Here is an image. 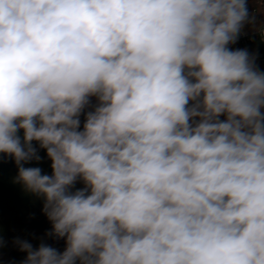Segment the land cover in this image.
Returning <instances> with one entry per match:
<instances>
[{
	"label": "clouds",
	"instance_id": "9594fccd",
	"mask_svg": "<svg viewBox=\"0 0 264 264\" xmlns=\"http://www.w3.org/2000/svg\"><path fill=\"white\" fill-rule=\"evenodd\" d=\"M249 22L246 0H0V153L66 237L17 240L22 264H264V72L228 47Z\"/></svg>",
	"mask_w": 264,
	"mask_h": 264
},
{
	"label": "trees",
	"instance_id": "16d2710c",
	"mask_svg": "<svg viewBox=\"0 0 264 264\" xmlns=\"http://www.w3.org/2000/svg\"><path fill=\"white\" fill-rule=\"evenodd\" d=\"M246 3L250 22L245 24L240 36L264 26V0H246ZM97 105V97H90L89 105L79 117V130H83L86 113L93 111ZM220 119L224 120L226 116L221 115ZM18 134L22 139L23 130H20ZM32 144L41 159L30 161L24 166L39 167L42 174L51 175L52 161L47 156L46 149L40 148L37 141H33ZM17 175L18 168L14 159L0 153V264H22L26 259L27 253L20 250L17 240L29 242L33 249L38 248L41 243L52 246L59 252H63L66 248V237L57 238L48 235L52 231V223L42 210L43 197L27 192L21 184L16 183ZM84 187V182L78 179L71 191Z\"/></svg>",
	"mask_w": 264,
	"mask_h": 264
},
{
	"label": "built area",
	"instance_id": "2783aa9c",
	"mask_svg": "<svg viewBox=\"0 0 264 264\" xmlns=\"http://www.w3.org/2000/svg\"><path fill=\"white\" fill-rule=\"evenodd\" d=\"M230 50L246 49L255 58V65L264 72V26L239 36L234 44L228 45ZM191 101L189 104L191 105ZM264 112V109H261Z\"/></svg>",
	"mask_w": 264,
	"mask_h": 264
},
{
	"label": "water",
	"instance_id": "95a60500",
	"mask_svg": "<svg viewBox=\"0 0 264 264\" xmlns=\"http://www.w3.org/2000/svg\"><path fill=\"white\" fill-rule=\"evenodd\" d=\"M61 240V239H60Z\"/></svg>",
	"mask_w": 264,
	"mask_h": 264
}]
</instances>
